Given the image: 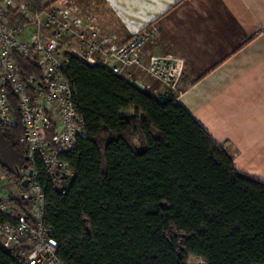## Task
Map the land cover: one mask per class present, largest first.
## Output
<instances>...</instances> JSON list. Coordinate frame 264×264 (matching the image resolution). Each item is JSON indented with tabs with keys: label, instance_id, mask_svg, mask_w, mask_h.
I'll use <instances>...</instances> for the list:
<instances>
[{
	"label": "trees",
	"instance_id": "trees-1",
	"mask_svg": "<svg viewBox=\"0 0 264 264\" xmlns=\"http://www.w3.org/2000/svg\"><path fill=\"white\" fill-rule=\"evenodd\" d=\"M66 55L63 73L86 134L64 155L74 171L64 191L59 176L48 178L40 161L25 159L11 92L17 121L0 125V171L19 188L24 177L10 162L38 171L43 220L61 264H187L190 255L206 264H264V180L237 170L172 92L155 96ZM14 58L22 77L39 78L33 62ZM128 109L134 113L124 115ZM23 203L21 194L11 199L15 209ZM22 251L0 246V264H25Z\"/></svg>",
	"mask_w": 264,
	"mask_h": 264
},
{
	"label": "built area",
	"instance_id": "built-area-1",
	"mask_svg": "<svg viewBox=\"0 0 264 264\" xmlns=\"http://www.w3.org/2000/svg\"><path fill=\"white\" fill-rule=\"evenodd\" d=\"M18 12L17 16H11L8 1L0 0V125L12 126L17 121L8 96L11 92L16 96L21 141L28 159L40 161L48 178L59 176L58 186L64 191L62 182H69L74 175L64 155L86 134L74 105L76 92L63 73L69 62L66 52L117 75L143 66L150 75L171 87L177 62L171 56L144 60L145 44L157 35L153 24L123 42H115L113 35L102 32L95 14L87 9L52 5L34 13L21 3ZM15 54L33 62L40 70L39 78L22 77ZM16 170L30 181L24 187L25 192L15 193L0 171V246L23 250L20 256L25 264H61L57 241L43 220L46 198L37 180L38 171L33 166ZM19 194L28 203L15 209L11 199Z\"/></svg>",
	"mask_w": 264,
	"mask_h": 264
},
{
	"label": "crops",
	"instance_id": "crops-1",
	"mask_svg": "<svg viewBox=\"0 0 264 264\" xmlns=\"http://www.w3.org/2000/svg\"><path fill=\"white\" fill-rule=\"evenodd\" d=\"M7 1L17 12L21 3ZM91 3L37 0L41 11L52 5L86 10ZM91 5L102 32L115 42L147 25L157 27L143 57L175 58L173 86L143 66L123 76L155 96L172 92L227 150L237 170L264 180V0H100Z\"/></svg>",
	"mask_w": 264,
	"mask_h": 264
},
{
	"label": "rangeland",
	"instance_id": "rangeland-1",
	"mask_svg": "<svg viewBox=\"0 0 264 264\" xmlns=\"http://www.w3.org/2000/svg\"><path fill=\"white\" fill-rule=\"evenodd\" d=\"M100 0H89V2L91 3H94V2H99ZM17 2H18V4L19 3H25L26 4V8H27V10L28 11H31V12H41V10L39 9V7H38V4H37V0H17ZM91 3V4H92ZM90 4V5H91ZM89 5V8L90 9H87V10H89V11H94V9H93V7H92V5L90 6ZM46 6H48V4L46 5ZM48 9V8H47ZM92 9V10H91ZM46 10V9H45ZM43 11V10H42ZM10 14H11V16H17L18 14H19V12L17 11L16 12V10L14 9V8H11L10 9ZM75 50H76V48H75V46L74 47H72V51L73 52H75ZM124 115H131V114H133L134 113V110L133 109H128V110H125V111H123L122 112ZM21 140V139H20ZM11 164H9V168H10V170L15 174V175H17V172H16V169H15V165H20V166H23V164H21V162L20 161H15V163L14 162H10ZM4 177H7V175L6 174H4ZM8 178V177H7ZM9 181H10V184H11V189L12 190H14L15 191V193L17 192V190L18 191H22L21 193H23V192H25L26 191V188H24V187H22V188H19V185L17 184L18 182L17 181H15V179L13 178V179H9ZM21 186V185H20ZM187 264H206V262L203 260V259H201L200 257H198V256H195V255H190L189 257H188V259H187Z\"/></svg>",
	"mask_w": 264,
	"mask_h": 264
},
{
	"label": "water",
	"instance_id": "water-1",
	"mask_svg": "<svg viewBox=\"0 0 264 264\" xmlns=\"http://www.w3.org/2000/svg\"><path fill=\"white\" fill-rule=\"evenodd\" d=\"M25 159L28 160V157L26 156ZM29 176H31V171L29 172ZM29 181H30L29 178L24 179V180L22 181V186L27 187Z\"/></svg>",
	"mask_w": 264,
	"mask_h": 264
}]
</instances>
